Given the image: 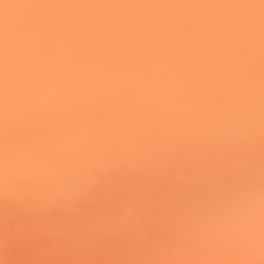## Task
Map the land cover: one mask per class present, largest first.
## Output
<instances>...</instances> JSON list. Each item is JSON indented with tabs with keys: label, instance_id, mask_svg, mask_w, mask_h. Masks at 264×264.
<instances>
[{
	"label": "snow or ice",
	"instance_id": "1",
	"mask_svg": "<svg viewBox=\"0 0 264 264\" xmlns=\"http://www.w3.org/2000/svg\"><path fill=\"white\" fill-rule=\"evenodd\" d=\"M0 264H264V0H0Z\"/></svg>",
	"mask_w": 264,
	"mask_h": 264
}]
</instances>
